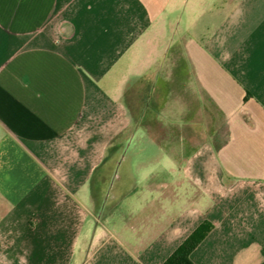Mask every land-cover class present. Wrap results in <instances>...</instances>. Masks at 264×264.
<instances>
[{"label": "crops", "instance_id": "0c3cea01", "mask_svg": "<svg viewBox=\"0 0 264 264\" xmlns=\"http://www.w3.org/2000/svg\"><path fill=\"white\" fill-rule=\"evenodd\" d=\"M205 223L192 264H264V0H0V264H164Z\"/></svg>", "mask_w": 264, "mask_h": 264}, {"label": "trees", "instance_id": "16d2710c", "mask_svg": "<svg viewBox=\"0 0 264 264\" xmlns=\"http://www.w3.org/2000/svg\"><path fill=\"white\" fill-rule=\"evenodd\" d=\"M211 228L202 224L188 239L164 262V264H192L190 255Z\"/></svg>", "mask_w": 264, "mask_h": 264}, {"label": "rangeland", "instance_id": "374dc122", "mask_svg": "<svg viewBox=\"0 0 264 264\" xmlns=\"http://www.w3.org/2000/svg\"><path fill=\"white\" fill-rule=\"evenodd\" d=\"M126 141L124 142V144H137V140H134V138L132 139L131 137H130V134H128V136H127V138L125 139ZM134 152V146L130 149V151L129 152H127V151H123V156H126V157H128V158H130L131 157V153H133ZM135 183V182H134ZM132 185H134V184H130L129 185V187H132Z\"/></svg>", "mask_w": 264, "mask_h": 264}]
</instances>
